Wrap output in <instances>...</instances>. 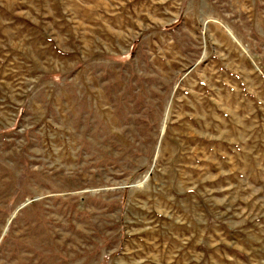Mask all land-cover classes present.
<instances>
[{"label": "rangeland", "instance_id": "1", "mask_svg": "<svg viewBox=\"0 0 264 264\" xmlns=\"http://www.w3.org/2000/svg\"><path fill=\"white\" fill-rule=\"evenodd\" d=\"M0 264H264V0H0Z\"/></svg>", "mask_w": 264, "mask_h": 264}]
</instances>
